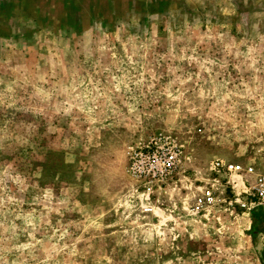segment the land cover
I'll list each match as a JSON object with an SVG mask.
<instances>
[{
    "label": "rangeland",
    "instance_id": "374dc122",
    "mask_svg": "<svg viewBox=\"0 0 264 264\" xmlns=\"http://www.w3.org/2000/svg\"><path fill=\"white\" fill-rule=\"evenodd\" d=\"M30 17L0 31V264H264V214L235 203L247 179L211 172L264 174V0ZM157 134L185 160L148 190L128 152Z\"/></svg>",
    "mask_w": 264,
    "mask_h": 264
},
{
    "label": "built area",
    "instance_id": "2783aa9c",
    "mask_svg": "<svg viewBox=\"0 0 264 264\" xmlns=\"http://www.w3.org/2000/svg\"><path fill=\"white\" fill-rule=\"evenodd\" d=\"M184 160L185 154L176 138L171 134H157L143 146L129 150L128 171L148 190H154L172 181ZM211 172L217 178L231 176L247 179L243 184L242 198H237L235 203L247 214H264V174L257 172L251 165L220 160L211 165ZM215 200L216 190L206 187L195 198L194 210L201 211L212 205Z\"/></svg>",
    "mask_w": 264,
    "mask_h": 264
},
{
    "label": "flooded vegetation",
    "instance_id": "af4514ba",
    "mask_svg": "<svg viewBox=\"0 0 264 264\" xmlns=\"http://www.w3.org/2000/svg\"><path fill=\"white\" fill-rule=\"evenodd\" d=\"M121 0H0V13L17 7L27 11L42 23L53 22L82 25L113 15ZM2 29H0L1 31Z\"/></svg>",
    "mask_w": 264,
    "mask_h": 264
},
{
    "label": "crops",
    "instance_id": "0c3cea01",
    "mask_svg": "<svg viewBox=\"0 0 264 264\" xmlns=\"http://www.w3.org/2000/svg\"><path fill=\"white\" fill-rule=\"evenodd\" d=\"M121 1L120 2L123 5H126L130 8H134L135 2L138 0H121ZM17 12H19L20 15L19 14L17 15ZM113 15H111L112 18H113ZM30 16H32V18L35 17V18H33V19H35L34 21L37 20L40 23L42 22L39 18H36V16H34L33 14H31L27 11H24L23 9L17 8V7L11 8L8 13L1 12L0 13V29H3L7 32H13L12 31L13 27L11 26V25H13V23H15L17 21L23 22L24 20L31 18Z\"/></svg>",
    "mask_w": 264,
    "mask_h": 264
},
{
    "label": "clouds",
    "instance_id": "9594fccd",
    "mask_svg": "<svg viewBox=\"0 0 264 264\" xmlns=\"http://www.w3.org/2000/svg\"><path fill=\"white\" fill-rule=\"evenodd\" d=\"M161 223H163V221H161ZM98 226V225H97Z\"/></svg>",
    "mask_w": 264,
    "mask_h": 264
}]
</instances>
